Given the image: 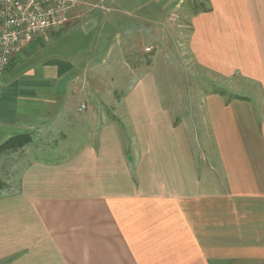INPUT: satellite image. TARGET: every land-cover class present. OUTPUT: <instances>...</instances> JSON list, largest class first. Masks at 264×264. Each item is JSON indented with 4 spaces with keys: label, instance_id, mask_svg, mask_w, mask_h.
Listing matches in <instances>:
<instances>
[{
    "label": "crops",
    "instance_id": "0c3cea01",
    "mask_svg": "<svg viewBox=\"0 0 264 264\" xmlns=\"http://www.w3.org/2000/svg\"><path fill=\"white\" fill-rule=\"evenodd\" d=\"M180 1L78 0L12 56L0 143L30 132L31 145L0 192V264H264V0L190 15L196 66L250 85L198 99L157 72L156 55L180 54ZM100 62L118 69L121 99L84 88Z\"/></svg>",
    "mask_w": 264,
    "mask_h": 264
},
{
    "label": "rangeland",
    "instance_id": "374dc122",
    "mask_svg": "<svg viewBox=\"0 0 264 264\" xmlns=\"http://www.w3.org/2000/svg\"><path fill=\"white\" fill-rule=\"evenodd\" d=\"M175 1L176 0H174V2ZM171 4L168 3L165 6L166 8L164 7L165 8L164 10H169V8L171 9L172 6L174 7L173 1ZM205 4H207L206 0H182L179 2L180 6L174 9L176 13L179 15V18L177 19L176 22L181 24L180 28H178L179 30L174 29L176 30L175 32L177 34V36L175 35V38H177L175 45L178 48L177 52H179L180 54L156 55L158 59L157 72L159 73V80L163 84V86L167 85L170 87H174L175 93H172L174 96L178 91H180V89L183 90L185 88L186 89L185 92L182 91V93L184 92L185 95L187 94V96H189V99H196V98L198 99L199 96L203 93L202 90L208 92L218 89L228 96H231L236 93L238 94L246 93L248 92L246 88H248L250 85L248 86V83L243 78H241L238 75H234L228 78L224 76L219 77L206 70H202L196 66V64L193 61V57L191 56V54H189L188 38L190 34V28L188 26L189 24L188 19L193 12L203 8ZM162 13L163 11L157 12L158 18L162 15ZM165 31H166L165 28L159 31L160 44L166 41V45L168 46V48H171L169 39L165 36V34H167ZM162 45L164 46V43ZM147 46L149 47H145V48L146 50L150 49L151 50L150 53H153L156 50V46L154 47L151 45H147ZM174 52L176 51L174 50ZM96 56H100V55H96ZM137 56L138 55H127L126 56L127 61L133 63L134 62L133 59L136 58ZM37 57H35V59H37ZM148 57H150V55ZM113 64L114 66H116L117 64L116 61H113ZM96 69L97 71H99V73H104V74L99 76L96 75L92 79L93 82L90 83L89 81H87L85 84L87 86L84 87L86 90L89 89L91 90L92 92L91 98H93L94 101H100L101 103L102 101L113 102L116 99H121L122 95L120 93L113 91V88L117 87L118 82H119L118 84L119 86L123 82V78L120 75H116V73L118 74V69L110 68L108 62L106 64L100 62L98 65H96ZM109 73L110 76L108 77L107 75ZM99 80L104 81L103 84L104 87L108 86L107 87L108 89L104 88L103 93H101V89L97 87L99 86L98 84V82H100ZM108 81H109V85L107 84ZM172 94H170L171 98H173ZM34 144H36V141H34ZM24 147L18 148L14 151L4 152L0 154V186H1L0 192H2L6 187L5 178L8 175L9 171L11 170V167L15 166L17 163L22 162L24 160L23 158L24 155H27V153L30 151L29 150L30 148L27 147L24 148Z\"/></svg>",
    "mask_w": 264,
    "mask_h": 264
},
{
    "label": "built area",
    "instance_id": "2783aa9c",
    "mask_svg": "<svg viewBox=\"0 0 264 264\" xmlns=\"http://www.w3.org/2000/svg\"><path fill=\"white\" fill-rule=\"evenodd\" d=\"M78 0H0V75L13 55L47 31H60ZM177 19L175 12L171 13Z\"/></svg>",
    "mask_w": 264,
    "mask_h": 264
},
{
    "label": "trees",
    "instance_id": "16d2710c",
    "mask_svg": "<svg viewBox=\"0 0 264 264\" xmlns=\"http://www.w3.org/2000/svg\"><path fill=\"white\" fill-rule=\"evenodd\" d=\"M30 141H31L30 132H21L11 135L10 137H8L7 139H5L3 142L0 143V154L21 148Z\"/></svg>",
    "mask_w": 264,
    "mask_h": 264
}]
</instances>
